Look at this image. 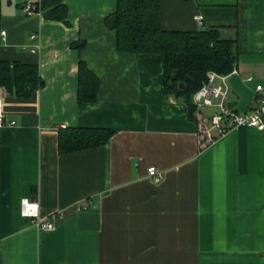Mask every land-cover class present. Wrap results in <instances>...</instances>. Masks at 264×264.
<instances>
[{"label":"crops","instance_id":"0c3cea01","mask_svg":"<svg viewBox=\"0 0 264 264\" xmlns=\"http://www.w3.org/2000/svg\"><path fill=\"white\" fill-rule=\"evenodd\" d=\"M63 1L70 26L27 15L40 0H2L0 64L38 66L45 87L25 100L0 84V264H264V131L233 128L200 151L189 107L165 100L164 58L118 51L107 24L118 0ZM161 22L170 31L217 28L232 41L229 103L240 114L256 109L264 0H161ZM81 60L101 80L97 101L83 106ZM71 127L115 135L60 154L59 130ZM153 166L164 175L158 183L148 178ZM26 199L42 220L63 212L56 231L23 217Z\"/></svg>","mask_w":264,"mask_h":264},{"label":"trees","instance_id":"16d2710c","mask_svg":"<svg viewBox=\"0 0 264 264\" xmlns=\"http://www.w3.org/2000/svg\"><path fill=\"white\" fill-rule=\"evenodd\" d=\"M34 5V4H33ZM2 0H0L1 13ZM34 8L46 20L70 26L69 10L63 0H40ZM109 28L116 32L120 53L158 54L165 60L164 96L189 107L193 117L194 95L202 88L211 71L230 74L236 65L234 43L223 40L217 28L197 31H170L162 27L161 0H118L117 11L107 18ZM84 40L72 48L82 50ZM0 84L17 98L28 100L34 92L45 87L39 68L21 62L0 64ZM100 78L87 62L79 64V105L97 101ZM115 132L108 128L71 127L59 130V153L73 154L105 146ZM0 202H1V142H0Z\"/></svg>","mask_w":264,"mask_h":264},{"label":"built area","instance_id":"2783aa9c","mask_svg":"<svg viewBox=\"0 0 264 264\" xmlns=\"http://www.w3.org/2000/svg\"><path fill=\"white\" fill-rule=\"evenodd\" d=\"M33 4H27L25 12L27 15H34ZM200 25H203L202 18L199 17ZM2 39H5L6 32H1ZM238 74L236 65L228 75H221L216 72H209L202 88L194 95L193 104L195 111L193 119L198 124V147L204 151L213 146L220 138L224 137L231 129L247 127L264 131V97L255 110L249 113H237L234 108H230L229 97L231 89L229 78ZM251 77L246 82H252ZM257 92H262L263 86H257ZM6 117L3 103L0 101V129L5 125ZM148 178L154 182L163 180L164 175L156 167L148 169ZM22 215L32 219L33 225L41 231L54 232L58 224L63 219V212H58L49 218L42 220L39 216V205L29 199L22 202Z\"/></svg>","mask_w":264,"mask_h":264},{"label":"water","instance_id":"95a60500","mask_svg":"<svg viewBox=\"0 0 264 264\" xmlns=\"http://www.w3.org/2000/svg\"><path fill=\"white\" fill-rule=\"evenodd\" d=\"M236 104H230V108H234Z\"/></svg>","mask_w":264,"mask_h":264}]
</instances>
